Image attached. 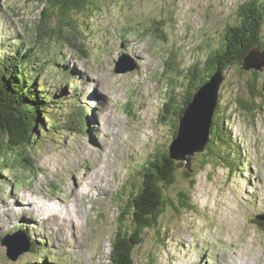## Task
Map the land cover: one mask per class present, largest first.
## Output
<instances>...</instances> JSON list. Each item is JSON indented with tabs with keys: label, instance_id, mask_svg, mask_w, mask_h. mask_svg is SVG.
Segmentation results:
<instances>
[{
	"label": "rangeland",
	"instance_id": "obj_1",
	"mask_svg": "<svg viewBox=\"0 0 264 264\" xmlns=\"http://www.w3.org/2000/svg\"><path fill=\"white\" fill-rule=\"evenodd\" d=\"M100 2L98 13L78 18L79 29L88 25L89 57L69 48L60 52L67 57L60 65L75 76L66 90L79 87L85 95L86 131L78 135L70 130L43 144L33 172L17 166L0 174V237H15L14 226L29 220L36 226L34 239L51 244L53 253L67 260L63 264L110 263L116 220L130 203L133 187L144 180L141 166L157 146L167 150L173 141L171 122L162 120L170 79L192 64L206 63L223 44L227 56H234L233 45L242 39L237 24L245 21L241 8L255 13L260 7L264 23V0ZM40 11L34 0H0V43H14L15 35L29 42L37 34ZM234 25L235 33L228 37ZM8 45L3 52L10 50ZM40 54L49 58L54 51ZM119 61L127 72L116 73ZM174 63L179 65L176 73ZM243 67L236 64L225 73L220 99L222 106L230 105L227 125L245 164L235 172L213 165L202 169L199 155L191 177L187 167L180 168L177 184L168 190L174 205L169 203L161 218L162 236L146 231L135 251L136 264H264V220L257 219L264 217V98L251 94L247 81L254 70ZM259 73L258 89L264 87V70ZM45 74L53 90L55 76ZM57 94L66 115L72 113L71 98ZM237 98L248 102L253 113L238 107ZM91 169L107 175L100 189L90 183V175L95 177ZM181 192L190 195L195 210L176 211ZM21 244L16 250L26 249V242ZM25 261L33 264L35 255L23 252L12 261L0 244V264Z\"/></svg>",
	"mask_w": 264,
	"mask_h": 264
},
{
	"label": "trees",
	"instance_id": "obj_2",
	"mask_svg": "<svg viewBox=\"0 0 264 264\" xmlns=\"http://www.w3.org/2000/svg\"><path fill=\"white\" fill-rule=\"evenodd\" d=\"M34 1L41 9L36 26L37 34L29 43H26L24 38L21 42L16 40L10 45L6 41L0 43V174L6 168L13 170L17 166L27 172H33L37 166L35 154L43 148V144L72 130L74 122L76 125L82 122L81 119L78 121L73 116L66 115L61 99L56 96V93H61L62 90H50L47 78L43 77L46 68L44 64L48 62L44 56L41 57L40 52L60 53L69 48L88 57L85 42L88 25L85 24L79 29L78 18L79 15L89 16L94 10L98 13L103 5L100 0ZM258 8V12L255 13H248L247 7L240 9L244 11L241 20L245 21L244 24H237L239 26L237 32L241 34L242 37L239 38L242 39L233 45L237 51L234 56H227V44H223L208 55L206 63L192 64L185 69L186 71L181 70L182 73H179V76L177 74V78L170 80L171 86L162 106V120L166 124L171 122L172 139L178 134L179 121L192 103L193 96L216 72L223 71L226 76L225 73L233 65H244L245 58L256 47L264 51V42L261 40L263 12L260 7ZM234 27L236 26L229 27L231 31L228 30V37L235 33ZM6 44L10 50L5 49L7 52H3ZM50 60H54V57L51 56ZM174 68L177 69L176 64L173 65ZM259 72L255 70L252 72L247 85L252 95L262 99L264 87L258 89ZM69 76L72 77L71 74ZM183 91H186V95ZM221 96L220 92V98ZM220 98L214 112L207 151L197 154L196 157L199 155L203 157L200 161L202 169L213 165L223 166L230 172H235L241 168L240 164L244 163L242 158L244 152L236 141H233L232 132L227 125L232 119L230 105L222 106ZM236 104L249 114L254 111L248 102L240 98L236 99ZM258 107L261 108V105ZM145 162L140 171L144 177L142 184L133 187L130 203L118 214L116 230L110 244L109 264H136L135 251L143 245L146 231L152 229L161 237L162 233L159 230L161 218L166 213L167 205L169 203L174 205L168 190L177 184V171L186 165L171 159L170 150H165L161 146H157L155 154ZM194 168L193 166L192 170ZM187 176H192L189 169ZM194 187L195 184L192 188ZM179 195L182 197L179 200L180 206H175L178 213L195 210L189 194L181 192ZM38 262L33 264H41ZM45 262L43 264H50L48 259Z\"/></svg>",
	"mask_w": 264,
	"mask_h": 264
},
{
	"label": "water",
	"instance_id": "obj_3",
	"mask_svg": "<svg viewBox=\"0 0 264 264\" xmlns=\"http://www.w3.org/2000/svg\"><path fill=\"white\" fill-rule=\"evenodd\" d=\"M244 61V70L261 72L264 70V51L262 52L260 47H256ZM117 72L122 73L124 70L118 68ZM224 82V72H216L210 81L195 93L192 103L187 107L179 121L178 134L169 148L170 157L175 161L184 163L190 170L195 155L205 152L210 143L214 112ZM258 219L264 220V217H258ZM18 255L19 252L9 248L8 256L11 259L15 260Z\"/></svg>",
	"mask_w": 264,
	"mask_h": 264
},
{
	"label": "bare ground",
	"instance_id": "obj_4",
	"mask_svg": "<svg viewBox=\"0 0 264 264\" xmlns=\"http://www.w3.org/2000/svg\"><path fill=\"white\" fill-rule=\"evenodd\" d=\"M77 76V75H76ZM73 77V76H72ZM75 79V76L73 77ZM79 88V87H78ZM85 107V106H84ZM89 112V111H88ZM88 125V124H87ZM88 127V126H87ZM93 129V128H92ZM229 131V130H228ZM90 171H94V169H91ZM104 173V174H103ZM103 173H100L98 174L96 171L93 172V174L95 175V177L91 174L90 177H89V180H90V183L92 185H94L95 187H97V189H100L101 185L104 183V181L106 180V175H105V172ZM45 202V201H44ZM39 203V202H38ZM49 205V204H48ZM76 210V209H75ZM79 212L80 211H77L76 212V216L75 217H78L79 216ZM71 213V212H70ZM49 217V216H47ZM74 220V219H73ZM17 241H19L17 238H16ZM240 260V259H239ZM242 261V260H241ZM243 262V261H242ZM245 263V262H244ZM239 264V262H238Z\"/></svg>",
	"mask_w": 264,
	"mask_h": 264
}]
</instances>
